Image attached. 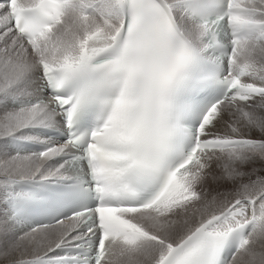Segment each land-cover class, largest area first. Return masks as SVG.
<instances>
[{
    "label": "snow or ice",
    "instance_id": "snow-or-ice-1",
    "mask_svg": "<svg viewBox=\"0 0 264 264\" xmlns=\"http://www.w3.org/2000/svg\"><path fill=\"white\" fill-rule=\"evenodd\" d=\"M0 264H264V0H0Z\"/></svg>",
    "mask_w": 264,
    "mask_h": 264
}]
</instances>
